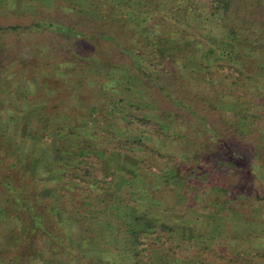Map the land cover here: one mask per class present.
Instances as JSON below:
<instances>
[{
  "label": "rangeland",
  "instance_id": "obj_1",
  "mask_svg": "<svg viewBox=\"0 0 264 264\" xmlns=\"http://www.w3.org/2000/svg\"><path fill=\"white\" fill-rule=\"evenodd\" d=\"M103 1L109 3L108 8L118 4V0H0V25H27L36 19L46 23L17 31L0 28V177L9 174L22 183L35 182L40 186L39 192L44 190L42 187L47 183H53L55 187L51 195H44L47 207L44 229L50 231L52 236L45 234L36 249L32 245L34 238L31 235L26 241L24 238L22 240L19 231L22 221L16 215L13 218L17 221L13 228L15 230L7 234L5 243L0 245V257H8L14 264H50L52 256L55 261L53 264H135L131 251L126 253L125 248L120 247L119 251L123 256L113 259L115 248L106 239L94 238L96 243H93L84 241V237L91 241L101 229L108 231V224H112L115 217H125V220L128 217L126 213L139 212L135 207L125 206L122 196L139 197L138 186H144L142 182L134 183L133 186L129 182L120 191L116 187L124 179L123 176L120 179L116 176L110 183V188L107 186L105 194L108 198H98L92 202L91 198L86 197L87 191L78 189L81 186H77V182L71 181L72 186L67 189L65 177L61 175L62 178H57L59 180L54 177L64 171L62 166L77 164L82 158L86 159L82 166L91 164L96 169L109 165L110 161L114 163L111 165L112 169L115 164L129 167L131 163L125 155L111 151L114 139H127L128 135L119 131L118 114L113 108L112 98L102 92V88L93 87L92 78H88L90 75H100L114 81L128 78L131 72L134 76L136 72V68L128 61L135 53L130 50L133 44L132 41L128 43L129 37L121 28L123 24L112 22L110 26L114 25L113 28L103 27L101 24L104 22L100 20L104 12ZM148 3L150 8L147 16L152 14L150 20L143 21L146 14L138 18L133 10L122 21L126 24L141 20L139 26L153 28L152 34L159 29L158 32L169 35V27H166L169 25L168 19L162 14L158 17L154 15L158 8L154 0ZM170 3L178 4L176 0H171ZM193 5L195 9L202 8L198 2ZM106 11L110 14V11ZM243 15L244 11H236L234 14L230 12L222 22L224 26L219 28L209 24L214 29V39V35L204 30L206 22L202 16L196 17L189 29L188 26L183 27L185 30L182 34L186 35V39L179 43L176 50L167 52L171 55L168 57L170 62L163 71L166 82H160L165 88L169 85L171 89L167 91L170 95L179 98L176 102L169 100L166 103L158 99L155 105L144 104L140 109L124 108L123 105L142 100L134 93H126L119 96L125 99L119 105L124 108L123 112L135 117L144 115L146 108L158 118L159 123H179L176 129L178 134L175 132L169 137L158 136L154 142L162 152L178 146L191 151L187 163H193L191 171L195 173L186 170L188 165H182L185 167L184 171L172 163L170 170L174 169L177 177L170 175L164 179L174 183L171 188L177 190L178 199L186 198L189 191H196L199 185H205L203 179H210L209 173L215 174L219 181L228 183L234 191L231 203L239 212L242 210L243 215L248 216V221L252 219L250 214H258L253 222L257 225L255 230L251 229L250 224H246L247 232H258L264 228V190L259 189L256 181H250L246 174L252 163L264 177V17L260 22L250 25L243 20ZM155 21L159 24L151 26L150 23ZM74 24L80 25L82 34L72 33L68 29V25L73 27ZM61 27L65 28L61 30ZM233 27L238 30L237 34L230 31ZM93 31L98 32L91 38L88 35ZM107 35L121 39V46L117 47L111 39L106 38ZM179 35L182 36L181 32ZM228 35H235V40L225 39ZM198 39L205 42L201 48L195 45ZM211 46L214 53L207 51ZM78 53L86 58L78 57ZM111 57L127 61L120 65L121 71L114 69L116 66L113 62L116 60ZM213 61L211 69L206 68ZM147 82L145 81V85ZM230 88L232 93H229ZM223 94L226 96L223 97ZM182 99L186 106L180 105ZM191 103L193 105L188 106ZM197 113L205 114L207 120L201 122ZM207 122L212 123L216 128L215 132L222 135V141L219 140L218 143L223 142L236 149L238 165L246 167L235 166V170H231L227 165H222L227 160L220 163L224 153L213 145L214 142H210L205 128ZM197 130L201 131L197 133ZM100 148L107 155L109 153L108 158L104 159L96 153ZM210 148L214 152L208 154ZM196 155H202L203 160H195ZM12 164L19 166L13 167ZM95 171L102 175L101 170ZM140 172L143 173L142 170ZM138 179L141 177L138 176ZM106 180L110 181L111 176L108 175ZM187 183L189 188L186 187ZM145 187H149V184ZM33 192L34 190L31 194ZM168 194L164 193L166 200L160 205L156 203L154 211L162 216L168 215L171 221L175 209L183 212L184 206L176 205L175 199ZM104 200L108 203L107 207ZM181 201L184 203V200ZM4 205L8 208L5 203ZM194 207L187 208L189 219H195L199 212L207 214L205 212L208 210H203L201 205ZM11 210L12 214L23 213L15 208ZM114 211L116 215L113 214ZM223 216L225 215H221ZM204 217L208 215L202 216L198 222L193 220L198 226L197 233L202 229L201 219ZM23 220L28 224L30 214L24 215ZM230 220H235V224L230 229L225 227L224 230H228L226 234L218 232L216 236H207L202 240L185 238L184 232H179L178 239L157 245L153 237L147 236L144 239L145 246H141L145 247V251L140 264H241L228 257L221 258L217 253L222 249L220 244L232 245L230 251L233 249L234 245L227 236L231 234L233 227L239 230L235 226L242 222L237 223V218ZM10 226L12 220L0 216V229H8ZM213 240L214 247L218 249L216 252L210 248H202ZM253 240L254 248L260 246L264 250V237H255ZM16 257L20 258L21 263ZM261 261L264 264V260Z\"/></svg>",
  "mask_w": 264,
  "mask_h": 264
},
{
  "label": "trees",
  "instance_id": "obj_2",
  "mask_svg": "<svg viewBox=\"0 0 264 264\" xmlns=\"http://www.w3.org/2000/svg\"><path fill=\"white\" fill-rule=\"evenodd\" d=\"M154 1L158 4V8L155 9L156 12H154V15H157L156 17H158L161 16L160 14H162L165 16V19H168L169 25L167 24L166 27H169V35L161 31L158 32L159 29H156L155 33L152 34L154 31L153 28L149 29L145 26H139V22H141V20L139 22L133 20L131 21V23L126 24L122 21L124 19V16L130 14L133 10H135L133 12L137 13L138 18H141L144 14H146V17L143 18V21L150 20L149 18H151L152 14L149 15L150 17L147 16V12H149L150 8L148 2H150V0H118V4H115L113 6L110 5L109 8V3L103 1L102 10H104V12L101 16L102 19L100 20L104 22H101V24H103V27L108 26V28L115 27L114 25L110 26L112 22L123 24L121 25V28L124 34H127L129 37L128 43L132 41L131 43L133 44H131L132 46L130 47V50L135 53V56L132 59L131 57H129L128 61L130 62V64L132 63V65L136 68V72L134 73V76H132L131 73L133 72H131L130 74H128V78H121L114 81L100 75H92V77L90 75L88 77L92 78L93 87L102 88L101 91L107 93L109 98H112L113 108L114 110H116V114H118L117 121L119 131L121 133H124L125 135H128L127 139H114L115 144L112 145L111 151H114L115 154L118 153L125 155L127 159L131 160L130 166L133 167H126L125 165H120L118 163L119 165L115 164L114 168L112 169L111 165H114V163L110 161L109 165H104L96 169V167H93V165L91 164L90 166H82L83 162H86V159L82 158L77 164L62 166L61 168L64 169V171L61 173H57V175H54V177L56 180H59V177H61V175L65 177L67 189L72 186H70L71 181L77 182V186H81L80 188L78 187V189L87 191L86 197L91 198L92 202L98 198H104L105 200L108 198V196L105 194L107 186L109 185L110 188V183H112V180L116 176L117 178L119 177V179L120 176H123L124 179L123 182L116 187L118 188L116 190L120 191L129 182L133 183L130 186H133L134 183L142 182L144 186H138L139 191L137 192V194H139V197L132 196L130 198H125L122 196V201L125 206L129 208L135 207L137 210L139 209V212L135 211L131 212V214L126 213L128 217L125 220V217H115V219L113 218V222L115 223L112 222L111 224L109 222L110 224H108V226L110 225V227L108 228V231L106 229H101L99 233H96L91 239V242L93 243H96V240L94 239L96 238L101 240L106 239L108 243H111L112 245L115 244L114 246L111 245V247L115 248V252L112 253L113 259H117L118 257L123 256V254H121V252L119 251L121 247L125 248L126 253L131 251L132 256L135 260V264H140L145 251V247L142 248L141 246H145L146 242L144 239L147 236L153 237L154 243L157 245L169 242L174 238L178 239L180 237V233L182 232H184L183 236H185V238L188 237L194 240H202L203 238H207V236H216L218 232H220L221 234H226L228 230H224L225 227L228 226V228L230 229L232 227V224H235L233 223L235 220L229 221V219L237 218V220L239 221L236 222H242L243 224H236L235 227H237L239 230H236V228L233 227V229L231 230V234L227 236V238L234 245L231 251L230 248H232V245L228 246V244L226 243L220 244L222 249L217 251L218 249L214 247V240L213 242L210 241L207 246H204L202 248H210L213 252L217 251V253L220 254L219 257H228L232 261H240L241 264H244V262L263 264L261 259L264 260V250L260 246H256V248H254L255 241L253 240V238H263L264 236L262 235L264 234V228H261L260 230H258V232H247L248 227L246 226V224H250L251 229L255 230L257 225L253 222L256 220V216L258 214H250V218H252L250 220L252 221L249 220V222L248 216L243 215L242 210H240V212L237 210V208L231 203L234 200L232 197H234L235 193L229 187L228 183L219 181V178H217L215 174L209 173L210 179H203V183L205 182V185L200 186L198 184V190L189 191V193L186 194V198L178 199L177 190L174 191V189L171 188L174 183L164 181V179L169 178L170 175L177 177L175 175L176 171L174 169L170 170V165L172 163L177 165V167L180 166V168L182 170L184 169V171L185 167H183L182 165H188V167H186V170L190 173H195L194 171H191V167L194 166L193 163H187L188 154L191 153L190 149L185 150L184 147L180 148L178 146L173 147L172 150L170 148L169 151L162 152L154 143L156 142L158 136L167 135L169 137L175 132L178 134L176 129L178 128L179 123H175L172 125L159 123L158 118L151 114V112H148L146 108H144V115H142L141 117L129 115L128 113L123 112V109L126 108V106L132 109H140V106L144 107V104H146V106H149V104L155 105L158 101L167 103L169 100L172 102H176L179 99L173 98L170 95V93L168 92L169 89H171L169 85L165 88V86L160 82H166L163 71H165L167 64H169L170 60L168 57L169 55H171L170 52H167L172 51V49L176 50L179 46V43L181 44L186 39V35L182 34L185 30V28H183L184 26H188L189 29V27L193 26L192 21L196 17H201V14H203L205 18L203 16L202 17L206 22V27L204 30L208 31L207 33L209 34L214 35L212 36V39H214V29L209 24H212V26L214 25V27L219 28L221 26H224L222 22L228 17L230 12L234 14L236 11H244L243 20L248 22L250 25H254L255 23L260 22L264 17V0H176V2L178 3L177 5H170L171 0ZM194 2H198L202 6V8L195 9L193 5ZM234 3L235 5H237L236 7L235 5L233 6ZM199 9L202 10V13ZM106 10L110 11V14H107ZM249 19L251 21H249ZM85 21L89 22V20H87L86 18ZM45 24L46 23L44 21L41 22L36 19L31 24L22 25L14 23L5 26L0 25V28L3 30L10 29L12 31H17L21 28L32 29L36 26H43ZM156 24H159L158 21L150 23L151 26ZM161 25L164 26V24ZM49 26L52 25L49 24ZM68 26V29H70L72 33L78 35L82 34L81 32L83 29L79 24H74L73 27H70V25ZM64 28L65 27H61V30H63ZM128 28L131 29L128 30ZM231 30L233 34H237L238 32V30L234 27L230 29V31ZM97 32L98 31H93L92 34H89L88 36L92 38L94 37V35H96ZM180 32L182 36L179 35ZM83 33L85 34V32ZM252 34H254V32L250 35ZM234 37L235 35H228L227 37H225V39H229L231 41L235 40ZM106 38L111 39L117 47L121 46L122 44V40H118L114 35H107ZM202 44H205V42H203V40L201 39H198L195 45L201 48L203 47ZM207 51L214 53L215 50L211 46V48ZM78 57L85 56L78 53ZM111 58H113L114 61L116 60L115 62H113V64L116 66L114 67V69L117 71L122 70H119L121 64L127 63V61L122 62V58ZM213 63L214 61L211 62V64L206 68L211 69V65ZM218 70L215 72V75L217 74ZM145 81H148L149 84L147 82L145 85ZM85 90H87L86 87ZM228 90L229 93H232V88ZM126 93H134L135 96L142 100H139L140 102L137 103L132 102L126 104L125 106L123 105L124 108L122 106L120 107L119 103L124 102L125 99H122V97L119 98V96ZM222 96L225 97L226 94H223ZM103 99L105 98L103 97ZM191 99L192 101H196L193 98ZM180 102L181 106H186V103L183 99ZM192 105L193 103L189 104L188 106L191 107ZM197 114L200 116L201 122H205L207 120L205 114ZM152 123H156V125H151ZM205 128L208 131L210 142H214L213 145L215 147H219L220 150H222V152L224 153L223 159H221L222 161H220V163L224 162L225 160H227V163H223V166L227 165L228 169L231 170L234 169L235 166H241V168L242 166L246 167L244 165H238V152L236 151V149L223 142H220L221 144L218 143L219 140L222 141V139L220 138L222 135L218 132H215L216 128L214 125H212V123H208V125L206 124ZM164 130L167 131V133H165ZM199 131L201 130H197L196 132L198 133ZM115 136L116 134H114V138H116ZM153 143L155 145H153ZM213 148H210V151L207 153H213ZM96 153L102 156L104 159L109 157V153L107 155V152H104V149L102 148L98 149ZM201 156L196 155L195 160H197V158L199 161L203 160ZM195 160L193 159V162ZM12 166L18 167L19 165L12 164ZM95 170H101L100 172L102 175H98ZM140 170H142L143 173H141ZM248 170L249 173L246 174V176L250 178V181H256L259 189L264 190V177L262 176V172L252 163L249 164ZM108 175L111 176L110 181L106 180ZM138 176H140L141 179H138ZM82 184L86 186H83ZM148 184L149 187H145V185ZM176 185L179 184L176 183ZM43 186L44 187L42 188L44 190H41L39 192L40 186L35 182L22 183L17 178L11 177L9 174H4L2 175V177H0V216L2 218L8 217L12 220V226L8 227V229H0V245H3L5 243V238L7 237L6 235L15 230L13 229L16 221V219H13L15 215L18 220L22 221V225H19V231H21L22 240L24 238L26 241L28 239V236L31 235L32 238H34L32 240L34 249H36V245L43 239L45 234L52 236L50 231L44 229L46 218L45 210L47 209L44 204V195H51L55 187L53 183L49 185L47 183V185L44 184ZM130 186L128 187L131 188ZM159 186H161V188H159ZM186 187L189 188L188 183ZM33 190L34 192L31 194V191ZM208 191L210 192L208 193ZM167 192L169 193L168 195H171V197L175 199L176 205L184 206L183 212H181V210L179 209H175V211L171 215L173 216L171 221L168 215L162 216L157 211H154L156 203L160 205L163 200H166L167 196L164 195V193ZM192 193H194V195ZM156 194H158L159 197H157ZM94 195L96 196V198H93ZM181 199L184 200V203H182ZM105 200L103 202H105ZM4 203L8 206V208L5 207ZM104 204L107 207L108 203L105 202ZM197 204L201 205V208L203 210H208L207 212H205L207 214H201L199 212L198 216L193 219L194 222H198L200 221V218L202 216L208 215V217H204L203 219H201L202 229H200L198 233L196 231L198 229L196 223H193V220L187 217V208L189 207V209H193ZM11 208L18 209L19 211L21 210L23 213L12 214ZM25 213L30 214V220L28 224L23 220V216L26 215ZM113 214H115V211ZM221 215L225 216L221 217ZM238 217L242 219L240 220L238 219ZM223 221L225 223H223ZM212 225H214V227H212ZM240 225L242 226L239 228ZM2 232L6 233L3 235ZM84 241L89 242L86 236L84 237ZM16 259L19 261V263H21L19 257H16ZM11 261L13 260H10L8 257H0V264H14ZM49 261L50 264H53L55 262L53 260V256Z\"/></svg>",
  "mask_w": 264,
  "mask_h": 264
},
{
  "label": "crops",
  "instance_id": "obj_3",
  "mask_svg": "<svg viewBox=\"0 0 264 264\" xmlns=\"http://www.w3.org/2000/svg\"><path fill=\"white\" fill-rule=\"evenodd\" d=\"M92 241V240H91ZM91 241H89V242H91ZM88 250V249H87Z\"/></svg>",
  "mask_w": 264,
  "mask_h": 264
}]
</instances>
